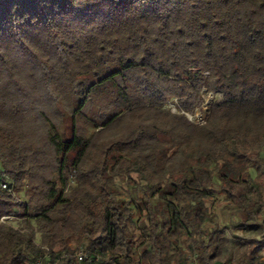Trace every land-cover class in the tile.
Returning <instances> with one entry per match:
<instances>
[{
	"label": "trees",
	"instance_id": "obj_1",
	"mask_svg": "<svg viewBox=\"0 0 264 264\" xmlns=\"http://www.w3.org/2000/svg\"><path fill=\"white\" fill-rule=\"evenodd\" d=\"M1 173L0 264H264V0H0Z\"/></svg>",
	"mask_w": 264,
	"mask_h": 264
},
{
	"label": "rangeland",
	"instance_id": "obj_2",
	"mask_svg": "<svg viewBox=\"0 0 264 264\" xmlns=\"http://www.w3.org/2000/svg\"><path fill=\"white\" fill-rule=\"evenodd\" d=\"M213 98L220 99L221 98V94H216V95L212 94V93L208 94L206 96V101H207L206 104L210 103V100H212ZM203 109H205V108H203ZM202 114H203V110H197L195 115H193V116L188 115V116L191 119H193V120H195V119L197 120L198 119V121L201 122L199 119L201 118V116H203ZM256 175H255V177H256ZM258 181H260V180L258 179ZM215 213L218 215V221L221 224V226L222 227L227 226V228L229 229L228 232L230 234L238 235V236L241 235L240 232L233 231L234 229L231 226V221L236 222L238 220V218L236 216V213H234L232 210L223 211L220 206L216 207ZM262 255H263V258H264V252L262 253Z\"/></svg>",
	"mask_w": 264,
	"mask_h": 264
},
{
	"label": "built area",
	"instance_id": "obj_3",
	"mask_svg": "<svg viewBox=\"0 0 264 264\" xmlns=\"http://www.w3.org/2000/svg\"><path fill=\"white\" fill-rule=\"evenodd\" d=\"M201 119H202V116L199 120L201 121ZM0 188L4 189L5 191H7L8 193H10L13 196H15L17 194L13 179H11L10 176L7 175L6 173L0 174ZM46 257H47V255H46ZM74 257H76L78 259V261H83L87 257V254L83 249H79L74 254ZM35 263L36 264H52V263L48 262L46 259H39Z\"/></svg>",
	"mask_w": 264,
	"mask_h": 264
}]
</instances>
